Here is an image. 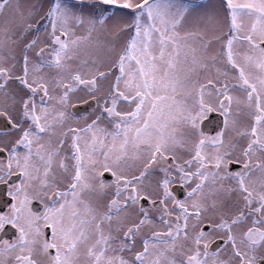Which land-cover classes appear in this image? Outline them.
I'll return each mask as SVG.
<instances>
[{
	"label": "snow or ice",
	"instance_id": "6c2138e0",
	"mask_svg": "<svg viewBox=\"0 0 264 264\" xmlns=\"http://www.w3.org/2000/svg\"><path fill=\"white\" fill-rule=\"evenodd\" d=\"M0 122V264H264V0H0Z\"/></svg>",
	"mask_w": 264,
	"mask_h": 264
},
{
	"label": "flooded vegetation",
	"instance_id": "af4514ba",
	"mask_svg": "<svg viewBox=\"0 0 264 264\" xmlns=\"http://www.w3.org/2000/svg\"><path fill=\"white\" fill-rule=\"evenodd\" d=\"M91 103V107L88 106V104H84V103H80L77 105V108L79 109V111L81 112V114H85V113H89L91 110H93L95 108V104L94 102H89ZM84 104V105H82ZM214 119H219L218 117H214ZM221 125L219 124H214L213 127L214 128H219ZM8 131L7 127L0 122V134L6 133ZM214 134V132L212 133ZM2 142V141H0ZM15 179V178H14ZM180 198H183V192L181 191L179 193ZM8 204H9V197L7 196V187L4 185H0V210L2 211H7L8 208ZM13 231L9 229L7 231V235H5L4 233H0V236H3L5 239H14V235H13Z\"/></svg>",
	"mask_w": 264,
	"mask_h": 264
},
{
	"label": "rangeland",
	"instance_id": "374dc122",
	"mask_svg": "<svg viewBox=\"0 0 264 264\" xmlns=\"http://www.w3.org/2000/svg\"><path fill=\"white\" fill-rule=\"evenodd\" d=\"M206 2H207V0H206ZM213 2H215V0H213ZM93 110H91L88 114H92L93 113Z\"/></svg>",
	"mask_w": 264,
	"mask_h": 264
},
{
	"label": "water",
	"instance_id": "95a60500",
	"mask_svg": "<svg viewBox=\"0 0 264 264\" xmlns=\"http://www.w3.org/2000/svg\"><path fill=\"white\" fill-rule=\"evenodd\" d=\"M82 105H84V104H82Z\"/></svg>",
	"mask_w": 264,
	"mask_h": 264
}]
</instances>
